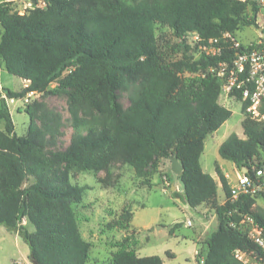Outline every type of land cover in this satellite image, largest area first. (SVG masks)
<instances>
[{
  "label": "trees",
  "instance_id": "16d2710c",
  "mask_svg": "<svg viewBox=\"0 0 264 264\" xmlns=\"http://www.w3.org/2000/svg\"><path fill=\"white\" fill-rule=\"evenodd\" d=\"M43 1L28 12L13 11L8 0L0 2V68L4 64L9 73L29 81L21 90L0 89V121L5 123L0 128V224L23 237L38 264H87L93 244L84 238L75 209L87 187L73 184L72 173L109 171L114 162H122L146 181L155 159L177 156L186 202L192 208H214L217 214V227L206 240L204 264H242L234 257L236 249L264 261V251L247 232L230 225L248 214L264 228V206L259 204L264 193L232 198L231 183L217 168L226 196L220 203L218 181L201 164L207 136L232 115L219 101L223 83L236 75L240 56L258 46H236L224 33L232 36L246 26L259 27L257 3ZM249 4L252 15L247 14ZM157 23L168 26L184 43L182 59L172 64L163 60ZM191 32L199 34L202 44L218 38L220 50L193 58L185 43ZM262 33L264 40V28ZM248 70L245 63L237 81ZM186 71L200 72L188 88L179 75ZM53 82L61 90L75 89L69 104L75 131L63 150H46L45 130L34 117L27 134L17 135L6 103V98L45 93ZM243 87L235 83L230 95L242 101L244 136L230 133L218 152L253 174L264 165V121L248 115L251 101L243 96ZM121 88L129 90L127 108L119 99ZM134 215L132 208H124L107 228L126 230ZM108 264L164 262L159 255L140 256L122 244Z\"/></svg>",
  "mask_w": 264,
  "mask_h": 264
},
{
  "label": "rangeland",
  "instance_id": "374dc122",
  "mask_svg": "<svg viewBox=\"0 0 264 264\" xmlns=\"http://www.w3.org/2000/svg\"><path fill=\"white\" fill-rule=\"evenodd\" d=\"M13 11L28 12L38 4L33 0H8ZM258 5L259 27L249 25L232 38L241 45L248 46L250 42L259 40L258 35L264 28V0H253ZM1 2V0H0ZM252 4L248 5L247 14H253ZM156 35L159 52L166 63H174L184 57V43L176 37L168 26L157 23ZM188 34L186 42L190 46L188 54L197 58L205 50L201 42ZM182 42V43H181ZM184 87L188 88L191 81L200 76V72L179 73ZM29 85L23 77L11 74L3 64L0 68V89L9 88L21 90ZM229 83L224 82L219 101L232 111L231 117L216 131L209 134L205 140V149L201 155V164L205 171L213 173L219 184V202L226 200L222 184L218 177L220 168L229 182H234L236 173L231 162L220 157L218 148L226 137L234 132L243 134V120L246 115L242 111V101L230 95ZM74 88L61 90L53 82L48 91L31 94L23 99L6 98L9 106L15 133L25 135L28 132L31 117L37 125L45 130L46 150H63L71 142L74 134L69 104ZM2 95L5 93L2 91ZM121 103L125 108L130 106L129 90H118ZM1 106V101H0ZM4 121H0V128H5ZM235 167V165H234ZM111 170L99 173L73 172L71 182L86 186L85 194L79 203L75 204L79 216L82 234L93 244L91 260L87 264H108L112 252L120 245L134 249L140 256L159 255L164 264H202L204 259L208 235L217 227L218 220L214 208L206 205L192 208L184 199L183 189L178 182V175L171 169L170 158H157L150 167L152 175L145 181L138 177L133 168L122 162H114ZM227 174V175H226ZM34 179L30 181L32 183ZM176 189L172 190L171 186ZM264 206V198L259 199ZM130 207L135 212L132 225L128 229L107 228V223L117 219L124 208ZM214 218L212 225L206 227ZM192 220L188 226L185 221ZM23 223H26L24 219ZM162 224L167 230L162 231L166 237L154 234L156 227ZM34 230V227H29ZM173 230L170 234L169 230ZM202 235L198 239L199 233ZM198 239V240H197ZM199 253L196 255L195 250ZM0 264H34L30 257V247L23 237L16 231L9 230L0 224Z\"/></svg>",
  "mask_w": 264,
  "mask_h": 264
},
{
  "label": "built area",
  "instance_id": "2783aa9c",
  "mask_svg": "<svg viewBox=\"0 0 264 264\" xmlns=\"http://www.w3.org/2000/svg\"><path fill=\"white\" fill-rule=\"evenodd\" d=\"M245 1V0H239ZM193 39L197 42H201V38L197 32H191ZM225 38H232L231 34L224 33ZM233 41L234 38L232 39ZM258 46H255L249 51H245L239 59L238 69L236 75L229 79V89L236 83L238 86L243 87V96L249 98L251 101V109L248 115L258 121H264V40L256 41ZM254 44L250 42L249 45ZM235 45H240L235 41ZM204 49L213 50L216 53L220 50V42L218 38L211 39L208 44H203ZM207 53H212L206 51ZM245 63L249 64L248 75L239 81L238 75L245 70ZM236 179L231 183L232 198H237L240 194L248 195H260L264 193V165L253 172V174H246L240 167L235 169ZM187 225L192 224L191 219L185 221ZM233 227L243 228L247 232L249 237L253 239L264 251V228L257 223L251 215H244L240 222L237 224L234 221L230 222ZM158 231H165L167 227L159 224L156 227ZM196 255L199 250H195ZM234 257L237 258L242 264H264V261H259L240 249H236L233 252ZM204 264V259L201 260Z\"/></svg>",
  "mask_w": 264,
  "mask_h": 264
},
{
  "label": "water",
  "instance_id": "95a60500",
  "mask_svg": "<svg viewBox=\"0 0 264 264\" xmlns=\"http://www.w3.org/2000/svg\"><path fill=\"white\" fill-rule=\"evenodd\" d=\"M171 169L177 175H179L182 172V170H183V166L181 165V163L178 160L177 156H173V158L171 159ZM178 182L181 185V187L184 189L185 188V182H184V180H183V178L181 176L178 178ZM175 188H176L175 185L171 186L172 190H174ZM32 261H33L34 264H38L35 259H32Z\"/></svg>",
  "mask_w": 264,
  "mask_h": 264
},
{
  "label": "crops",
  "instance_id": "0c3cea01",
  "mask_svg": "<svg viewBox=\"0 0 264 264\" xmlns=\"http://www.w3.org/2000/svg\"><path fill=\"white\" fill-rule=\"evenodd\" d=\"M263 29V28H262ZM262 29H261V31H260V34L258 35V38H259V40L261 39V40H263V33H262ZM232 165V167L235 169L236 167H238L235 163H231ZM234 165H235V167H234ZM214 177H215V175L213 174V173H211ZM227 175V174H226ZM176 189V188H175ZM200 206H204V205H200ZM200 206H197V207H200ZM196 207V208H197ZM205 207V206H204ZM214 221V218L213 219H211L209 222H208V224H207V226H205V228L206 227H209L210 225H212V222ZM204 231H201L200 233H199V236H198V239L200 238V236L202 235L201 233H203ZM154 234H156V235H158L159 237H166V234H163V232L162 231H158V230H154ZM197 239V240H198ZM196 250H198V248L196 249Z\"/></svg>",
  "mask_w": 264,
  "mask_h": 264
}]
</instances>
